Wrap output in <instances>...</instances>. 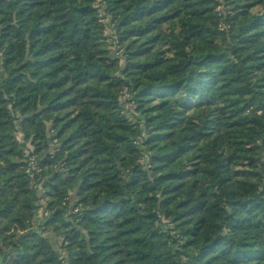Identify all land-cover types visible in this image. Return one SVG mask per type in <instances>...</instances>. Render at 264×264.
Masks as SVG:
<instances>
[{
	"label": "trees",
	"instance_id": "1",
	"mask_svg": "<svg viewBox=\"0 0 264 264\" xmlns=\"http://www.w3.org/2000/svg\"><path fill=\"white\" fill-rule=\"evenodd\" d=\"M224 2L0 0V264H264V0Z\"/></svg>",
	"mask_w": 264,
	"mask_h": 264
},
{
	"label": "rangeland",
	"instance_id": "2",
	"mask_svg": "<svg viewBox=\"0 0 264 264\" xmlns=\"http://www.w3.org/2000/svg\"><path fill=\"white\" fill-rule=\"evenodd\" d=\"M218 4L216 6L217 14L220 16V28L222 30H226L230 26V22L227 20V14L231 13L232 5L225 4L224 0H217ZM105 21V20H104ZM112 43L110 45L111 48L114 50V56L118 58V64H121L123 62V56H122V49L117 43V41H113L114 38L111 37ZM127 93L126 90H122L121 100L125 98V94ZM125 100V99H124ZM124 108L127 110V114L129 115V118H132V120L135 119V104H133L130 101L124 102ZM124 110V111H125ZM29 151V149H28ZM25 152H27V149H25ZM31 167V166H30ZM37 171L39 170L36 169ZM45 213H43L44 215ZM11 262V261H10Z\"/></svg>",
	"mask_w": 264,
	"mask_h": 264
},
{
	"label": "built area",
	"instance_id": "3",
	"mask_svg": "<svg viewBox=\"0 0 264 264\" xmlns=\"http://www.w3.org/2000/svg\"><path fill=\"white\" fill-rule=\"evenodd\" d=\"M28 152H29V151L27 150L26 153H28ZM28 160H29V164H30L31 168H36V169H38V168H37V164H36L35 157H34L33 155H29V156H28Z\"/></svg>",
	"mask_w": 264,
	"mask_h": 264
},
{
	"label": "crops",
	"instance_id": "4",
	"mask_svg": "<svg viewBox=\"0 0 264 264\" xmlns=\"http://www.w3.org/2000/svg\"><path fill=\"white\" fill-rule=\"evenodd\" d=\"M2 264H11V262H10V260L8 259V260H6L4 263H2Z\"/></svg>",
	"mask_w": 264,
	"mask_h": 264
}]
</instances>
